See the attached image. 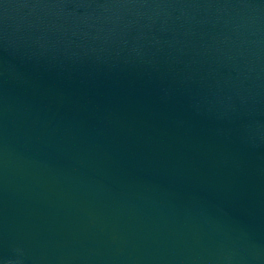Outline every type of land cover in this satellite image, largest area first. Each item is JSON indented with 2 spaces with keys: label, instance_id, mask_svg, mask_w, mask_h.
Masks as SVG:
<instances>
[{
  "label": "water",
  "instance_id": "95a60500",
  "mask_svg": "<svg viewBox=\"0 0 264 264\" xmlns=\"http://www.w3.org/2000/svg\"><path fill=\"white\" fill-rule=\"evenodd\" d=\"M0 264H264V0H0Z\"/></svg>",
  "mask_w": 264,
  "mask_h": 264
}]
</instances>
